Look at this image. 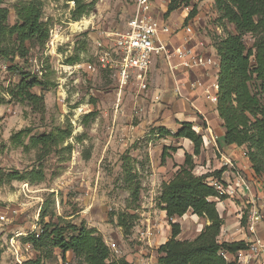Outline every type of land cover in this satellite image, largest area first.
<instances>
[{
    "label": "rangeland",
    "instance_id": "1",
    "mask_svg": "<svg viewBox=\"0 0 264 264\" xmlns=\"http://www.w3.org/2000/svg\"><path fill=\"white\" fill-rule=\"evenodd\" d=\"M17 1L3 0L10 26L17 22ZM39 1L47 40L26 41L25 56L13 43L8 56L0 55V264L35 259L38 253L27 242L28 235H38L47 222L63 220L98 231L113 259L159 264L157 249L170 237V220L158 197L162 183L182 164L185 152L193 155L195 175L225 169L219 180L216 176L206 180L227 196L217 200L224 220L219 242L250 243L255 236L247 228L251 192L264 217L258 198L264 189V163L256 171L248 162L246 146L228 147L221 142L222 125L216 122L213 110L202 114L183 104L174 91L165 90L166 72L159 63L150 68L146 88L141 91L137 78L121 85L98 59L97 43H108L107 36L127 30L136 0H80L87 11L79 18L74 17L73 0ZM169 1L151 0L154 19L175 30L190 25L205 47L213 48V39L234 31L232 24L217 21L213 0H191L190 5L181 4L166 15ZM194 4L200 8V18L185 23ZM82 21L88 24L80 25ZM253 42L252 35L243 37L246 48ZM22 73L40 83L31 91L43 96L44 112L8 94ZM251 84L257 89L259 81ZM156 92L161 94L160 103L153 108L151 99ZM185 121L202 137L198 155H194L191 141L175 136L178 125ZM20 130H25L20 136L23 144L12 139ZM50 132H58V146L49 154L42 156L38 148H24L32 135ZM164 147H169L168 156L161 163ZM41 168L44 179L36 183L5 178L7 173L20 176ZM135 187L138 196L134 200L131 192ZM121 214L128 215L127 231L118 223ZM171 221L180 224V240L194 239L207 224L190 211ZM256 233L261 236L264 232ZM42 262L83 264L71 251L62 255L59 249Z\"/></svg>",
    "mask_w": 264,
    "mask_h": 264
},
{
    "label": "trees",
    "instance_id": "2",
    "mask_svg": "<svg viewBox=\"0 0 264 264\" xmlns=\"http://www.w3.org/2000/svg\"><path fill=\"white\" fill-rule=\"evenodd\" d=\"M75 3L74 17H81L87 6L80 0ZM191 0H170L167 5L166 15L177 9L181 4L190 5ZM214 9L219 14L218 22L226 21L234 27L233 32H228L224 37L213 39L212 46L218 57V100L216 111L224 128L221 142L225 145L246 146V156L251 167L260 170L264 163V0H213ZM41 2L39 0H18L14 5L17 22L8 25V9L0 0V55L8 56L10 44L16 46L21 56H25V42L39 40L44 42L48 38V28L41 20ZM197 14L196 4L185 18V23ZM216 25V24H215ZM219 27V25H216ZM250 34L254 37L253 46L246 48L243 37ZM251 62H254L252 65ZM13 87L8 90L12 98L27 101L37 112H44L45 104L42 95L33 93L31 89L40 84L36 78L27 79L26 73ZM258 80L257 89H253L252 81ZM25 130L18 131L13 137V142L23 144L20 136ZM167 134V131H165ZM178 138H185L192 142L193 153L198 155L202 137L193 129L191 122H182L175 133ZM220 142V143H221ZM58 146V132L32 135L25 149L38 148L39 154L45 156ZM164 147L161 154V163L168 156ZM56 150V149H55ZM54 150V151H55ZM171 150H176L173 147ZM193 155L185 152L182 164L173 173L168 181L162 183L158 197L161 209L165 211L170 220V237L159 245L157 251L159 264H235L228 261L220 251L235 253L246 248L244 241L219 242L223 218L217 209V200L226 199V194L210 185L206 180L209 177H219L225 170L195 175L193 172ZM16 172L7 173V180H27L36 183L44 179L41 169H32L24 175ZM129 176V172H125ZM3 176L0 170V178ZM135 200L138 188L131 192ZM190 211L192 214L204 219L207 224L192 240H180L181 227L171 219L181 217ZM40 216L43 214L40 212ZM126 214L119 216V225L125 231ZM27 242L38 253L35 259H28L22 264H45L42 259L50 258L54 249H59L61 254L71 251L75 258L83 264H131L124 258L113 259L112 252L104 242L102 236L94 228L83 224L79 226L65 220L45 223L38 235L31 233ZM1 255V250H0Z\"/></svg>",
    "mask_w": 264,
    "mask_h": 264
},
{
    "label": "built area",
    "instance_id": "3",
    "mask_svg": "<svg viewBox=\"0 0 264 264\" xmlns=\"http://www.w3.org/2000/svg\"><path fill=\"white\" fill-rule=\"evenodd\" d=\"M152 11L151 0H136L135 11L127 23V30L114 33L112 37L107 36L108 43H97L100 48L99 61L104 68L109 69L121 85H125L132 78H137L140 81L139 90H144L148 72L157 56H161L168 64L176 60L178 66L187 69L207 66L218 68V59L197 54L192 46L186 44L194 34L190 25L182 27L181 30L171 29L156 21ZM178 33H181L182 42H173L171 37L177 36ZM188 84L191 89L203 86L200 80L191 81ZM213 88L218 90V85H213ZM204 95L211 104L216 106L217 93L204 89ZM159 102L160 96L155 94L151 99L152 107L155 108ZM250 194L252 207L248 215L247 228L255 234L253 240L247 244L246 248L233 254L220 251L225 259L234 261L235 264H264V235L259 236L256 233L263 216L255 206L253 192ZM258 198L261 201L260 207H263L264 189L261 190Z\"/></svg>",
    "mask_w": 264,
    "mask_h": 264
},
{
    "label": "crops",
    "instance_id": "4",
    "mask_svg": "<svg viewBox=\"0 0 264 264\" xmlns=\"http://www.w3.org/2000/svg\"><path fill=\"white\" fill-rule=\"evenodd\" d=\"M199 10L200 8L197 7V14L195 17H193L190 20V24H192V21L194 22L196 18L197 19L200 18ZM171 40L173 42H182L181 33H178L177 36L171 37ZM186 44L192 46L195 53L197 54L208 55L218 59L216 52H214V49L211 48V46L205 47L204 41L200 39V36L197 33H194L192 39ZM156 63H159L161 68H163V70L166 72L164 76L166 83L165 90L170 89V92H172V94L174 91L175 96L180 97V100L182 101L183 104L196 107L199 111H201L202 114L208 115V113L213 110L215 113L216 122L220 124V126L222 125V121L218 117L216 111V106L211 104L204 95V89H208L212 93L218 92L217 88H213V85L217 84L218 68H212L207 66L201 68L187 69L178 66L176 60H173L171 64H168L162 59L161 56H157L155 58L152 66L155 65ZM195 80H200L203 86L197 89H191L190 87H188V83ZM155 94H158L161 97V94L159 92H156ZM178 128H180L179 125ZM223 133H224V128L221 126L219 136L222 137ZM232 146H236V145H228V147H232ZM263 224H264V217L261 224L258 226L257 232L261 230L264 232V228L262 226ZM263 235L264 233L261 236Z\"/></svg>",
    "mask_w": 264,
    "mask_h": 264
},
{
    "label": "bare ground",
    "instance_id": "5",
    "mask_svg": "<svg viewBox=\"0 0 264 264\" xmlns=\"http://www.w3.org/2000/svg\"><path fill=\"white\" fill-rule=\"evenodd\" d=\"M86 24H88V21H82V22L80 23V25H84V26H85ZM74 26H76L77 28H79V23H75Z\"/></svg>",
    "mask_w": 264,
    "mask_h": 264
}]
</instances>
